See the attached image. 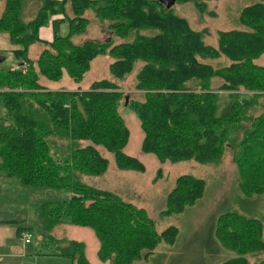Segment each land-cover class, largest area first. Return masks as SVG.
Returning a JSON list of instances; mask_svg holds the SVG:
<instances>
[{
  "label": "trees",
  "instance_id": "1",
  "mask_svg": "<svg viewBox=\"0 0 264 264\" xmlns=\"http://www.w3.org/2000/svg\"><path fill=\"white\" fill-rule=\"evenodd\" d=\"M4 1L0 32L9 34L14 57L27 67L0 71L5 110L0 115V173L24 186L69 193L66 199L36 208L43 244L50 249L43 254L66 258L70 264H90L82 241L54 233L63 223L91 228L99 240V260L110 264L146 260L160 243L176 241L177 227L159 232L143 208L83 181L82 175L98 176L107 170L108 160L97 146L113 154L118 169L144 171L139 159L123 151L130 132L119 113L121 105L140 122L144 153L161 162L219 163L228 150L239 192L254 203L253 196L264 192V66L256 63L264 54V3L244 6L238 15L241 28L218 31L213 46L203 41L205 30L192 29L164 0H38L37 12L28 21L23 11L29 0ZM208 1L174 3L191 2L202 14ZM89 9L107 22L109 37L75 44L73 37L89 24L84 16ZM56 13L62 18L51 23L53 39H40L38 29ZM65 20L68 31L62 36L58 28ZM114 37L125 40L115 43ZM34 43L45 45L35 60L28 56ZM101 55L112 58L111 80H96L83 91L48 90L40 82V78L58 82L66 73L80 83L91 61ZM221 57L227 63L212 62ZM136 62L142 63L135 75V89L144 96L141 101L128 99L117 83ZM204 191L202 178L179 175L160 215L183 212ZM210 223L208 241L218 251L255 258L250 263L239 259L243 264H264V259L257 260L264 251L259 218L220 208ZM30 230L17 227L15 234Z\"/></svg>",
  "mask_w": 264,
  "mask_h": 264
},
{
  "label": "rangeland",
  "instance_id": "2",
  "mask_svg": "<svg viewBox=\"0 0 264 264\" xmlns=\"http://www.w3.org/2000/svg\"><path fill=\"white\" fill-rule=\"evenodd\" d=\"M255 2L264 3V0H210L207 2V11L202 14L193 7L191 2H176L170 6L176 15L188 21L192 29L205 30L203 34L205 43L216 46L218 31L240 29L241 26L238 23L240 10ZM2 3L4 4L3 0ZM209 11L214 14H209ZM84 16L88 18L89 24L84 33L73 37V42L81 44L85 40H107L109 37L107 22L96 18L91 9L87 10ZM61 27V34L64 36L68 31L67 21H64ZM114 38L115 43L125 40ZM2 43L4 41L0 38V44ZM44 48L45 45L42 43L33 44L30 47L29 56L36 59ZM111 61L112 58L108 55L93 59L80 83H75L66 73L58 82L44 78H40V82L48 90H77L78 88L82 91L88 90L92 82L96 80L113 79L109 71ZM218 61L223 64L227 63L225 57L212 62L221 65ZM256 63L264 66V54L256 60ZM9 64L5 62L1 68L6 71L10 68ZM141 65V62H136L132 71L124 79L117 81L120 90L130 100L141 101L144 98L143 93L135 89V75ZM4 112L0 100V115H4ZM119 113L130 132L128 143L123 151L139 159L144 164V171L118 169L113 154L104 147L97 146L100 154L108 160L107 170L98 176L82 175L83 181L94 187L112 191L123 200L143 208L155 222L157 231L160 232L168 226H175L178 229V237L173 244L160 243L146 260H137L133 264H212L214 260L216 262L213 264H243L239 259H245L247 263L253 262L255 258L252 256L236 258L234 254L223 248L218 251L219 247L208 241L210 220L213 219L214 211L220 208L221 211L245 212L248 216L259 218L264 226V192L253 196L255 203L251 198H246L239 192L237 172L231 161V152L225 151L219 163H200L193 160L161 162L154 154L144 153L141 150L143 131L134 112L127 106L121 105ZM181 174L202 178L205 181L204 195L183 212L162 216L160 212L165 208L167 193L173 188L176 178ZM68 195L69 193L64 190L21 185L17 178H5V182L0 181V217L15 221L0 226V238L3 236L4 239L0 240V243L13 237L17 227L28 226L31 229V232H27L31 243L26 245L27 248L48 253L50 249L43 244V234L38 224L36 208L46 201L66 199ZM54 233L57 237L66 236L69 239L82 241L85 244V254L90 264H110L99 260L97 256L99 240L91 228L63 223L54 229ZM14 237L18 239L19 236L15 234ZM232 259L235 263H231ZM261 259H264V251L257 256V260ZM36 261L38 264H70V261L63 257Z\"/></svg>",
  "mask_w": 264,
  "mask_h": 264
},
{
  "label": "crops",
  "instance_id": "3",
  "mask_svg": "<svg viewBox=\"0 0 264 264\" xmlns=\"http://www.w3.org/2000/svg\"><path fill=\"white\" fill-rule=\"evenodd\" d=\"M3 2L4 4L2 3V0H0V16H1V13L5 5L4 0ZM39 5H40V2L38 0L27 1V3L24 6V11H23V18L25 21H28L35 16ZM60 18H62V15L59 13L52 14V15L50 14L48 18V22L40 26V28L38 29L39 38L44 41H48V42L51 41L53 39L54 32L52 29V25L50 26V24L52 23L54 19H60ZM62 24H64V21H62L59 25V28H58L59 35H63L61 34ZM64 31L65 29L63 28V32ZM0 38L4 41V43L0 44V52H1L0 53V71H5L4 69L1 68V65L5 62L10 63L9 64L10 68L8 70L19 67L22 64V61L16 59L13 55V50L15 49V46L11 44L10 39H9V34L7 32L2 31L0 32ZM30 47H29V50H30ZM29 50H28V56H29ZM29 58L31 57L29 56ZM5 178L6 177H3L0 173V181L5 182ZM2 221H6V220L0 217V226L5 225V223ZM23 227H27V226H23ZM14 236H15V233L13 237H11L10 239H7L5 242L0 243V264H38V261L36 260H39V259L60 258L56 256L46 255V254H43L42 252H37L36 250H30L27 248L26 245H29L31 243V240L28 243H26L24 241V236L21 235L17 237L18 239H15ZM0 240H4L3 236L2 238H0Z\"/></svg>",
  "mask_w": 264,
  "mask_h": 264
},
{
  "label": "built area",
  "instance_id": "4",
  "mask_svg": "<svg viewBox=\"0 0 264 264\" xmlns=\"http://www.w3.org/2000/svg\"><path fill=\"white\" fill-rule=\"evenodd\" d=\"M20 67L22 68V71H25L27 65L24 64V63H22V65H21ZM23 236H24V241H25L26 243H28V242L30 241L29 235H28L27 233H24Z\"/></svg>",
  "mask_w": 264,
  "mask_h": 264
},
{
  "label": "water",
  "instance_id": "5",
  "mask_svg": "<svg viewBox=\"0 0 264 264\" xmlns=\"http://www.w3.org/2000/svg\"><path fill=\"white\" fill-rule=\"evenodd\" d=\"M164 1L166 2L167 6H170L174 3V0H164ZM126 101H127V98H126ZM126 101H125V103H126Z\"/></svg>",
  "mask_w": 264,
  "mask_h": 264
}]
</instances>
